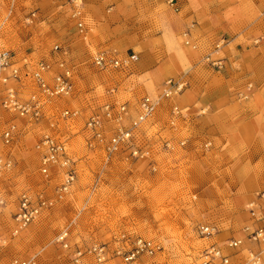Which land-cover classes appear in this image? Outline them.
Returning a JSON list of instances; mask_svg holds the SVG:
<instances>
[{"label":"rangeland","instance_id":"1","mask_svg":"<svg viewBox=\"0 0 264 264\" xmlns=\"http://www.w3.org/2000/svg\"><path fill=\"white\" fill-rule=\"evenodd\" d=\"M67 1L0 0V48L10 51L20 64L24 59L32 65L59 59L72 69L73 83L72 94L50 101L37 122L0 109V135L8 124L16 127L12 144L7 148L0 145V156L11 161V168L0 174V264H8L14 258L31 260L34 264H74L76 252H84L93 245L111 249L123 234L153 240L163 247V253L155 258H141L130 264H197L206 246L212 243L221 246L228 239L242 240L240 252L233 256L232 263L246 264L247 250L255 247L243 240L242 231L251 224L250 205H258L257 196L264 191V182L252 181V189L244 190L249 182L236 178L242 166L234 172L236 164L232 163L242 159L243 149L221 147L219 140H214L207 150L215 152L201 149L200 144L208 140L195 127L202 124L198 119L210 117L212 110L202 104L188 105L191 102L186 101V94L195 84L201 90L208 76L205 69L219 72L224 68L221 62L226 56L222 52L227 46H264V0H194L193 6H207L209 13L201 17L205 36L193 31L191 45L184 42L186 27L180 25L176 29L175 25H169L164 8L145 0H111L113 5L123 3V7L109 11V16L104 14L103 19L94 18L85 8L84 24L87 23L93 35L85 42L80 41ZM198 13L189 11L188 25L195 24ZM215 16L219 23H212ZM234 17H242V24L234 22ZM100 22L106 23V33L98 28ZM227 26L228 32L222 29ZM118 28L121 33L116 34ZM104 34L112 42L104 44ZM238 37L240 41L233 42ZM155 38L162 39L156 42L158 46L165 45L171 59L178 61V68L170 67L169 71H174L163 84L170 79L185 83V89L171 99L160 98L163 84L155 92L151 89L145 94H124L117 86L120 74H100L91 65L89 54L97 52L96 46H113L112 49L124 54L127 50L136 52L138 46L153 45ZM54 46H59L62 52L55 54ZM203 46H207L208 52L190 67L188 62L192 57L187 52L194 53ZM84 49L88 50L83 53ZM212 55H218L213 57L217 59ZM206 57L208 62L204 61ZM229 59L233 61L231 55ZM214 61L221 63L220 69L211 66ZM132 71V74L124 72L121 77L136 76L137 72ZM251 71L255 81L249 86V94L264 93V64ZM55 73L54 70L51 76ZM215 80L220 91L234 93L241 89L231 81ZM24 84L21 100L35 93L30 82L24 80ZM112 89L115 94L110 97L108 93ZM145 96L159 99L153 117L137 132L138 147L150 152L147 159H133L127 153L106 158L101 150L86 146L85 123L92 115L100 114L108 99L127 105L128 117L123 126L128 128L136 116L137 102ZM173 107L182 113L175 120ZM64 111L76 112V117L62 120L60 114ZM191 120L195 122L191 124ZM45 135L57 136L66 144L74 180L62 201L13 235L20 196L42 194L52 199L63 182L62 171L52 170L48 177L39 172L35 146ZM180 141H185L184 147L177 146ZM164 142H170L174 150L165 152ZM202 225L216 228V235L209 240L201 239L195 229ZM64 230L70 237L67 249L55 243L57 235ZM79 264L98 263L85 254ZM102 264L125 263L109 258Z\"/></svg>","mask_w":264,"mask_h":264},{"label":"built area","instance_id":"2","mask_svg":"<svg viewBox=\"0 0 264 264\" xmlns=\"http://www.w3.org/2000/svg\"><path fill=\"white\" fill-rule=\"evenodd\" d=\"M150 4L161 5L174 13L179 12L177 0H145ZM12 2L10 5H12ZM70 7V19L75 21L78 31L83 30L81 22L82 0H68ZM185 45H191L188 33L184 34ZM53 52L61 53L59 46L53 47ZM209 61V57L204 59ZM137 62L134 55L120 56L117 53H98L93 56L91 65L98 72H129ZM211 66L221 68L219 61L211 62ZM56 73L51 76L53 71ZM24 80L30 82L35 93L29 95L27 100H21L20 94L24 90ZM185 89V83L180 80H167L162 87L161 99H171L178 96ZM72 69L68 68L61 60L53 62L39 61L32 65L29 60L24 59L20 64L15 56L8 50L0 48V109L16 117L39 121L43 116L46 106L50 101L59 97H68L72 94ZM110 95L115 94V89L110 90ZM159 99L142 97L136 104V116L129 123V127L123 126L128 117V108L125 103L118 104L117 101L106 102L101 107L99 115L89 117L84 126L86 135V146L90 150H101L106 158L127 153L133 159H147L150 155L148 150L138 147V129L151 119L158 106ZM172 116L175 119L182 116L178 108H172ZM61 119L76 117V112L64 111L60 114ZM173 126V122H171ZM16 127L8 124L1 132L0 145L9 147L15 137ZM185 141H180L177 146L184 147ZM210 144H206L208 148ZM162 148L165 152H172L174 146L170 142H164ZM39 154V172L48 177L52 170L63 173V182L56 190L52 199L45 198L42 194L35 196L27 193L19 198L17 211L14 216L13 235L26 229L37 220L43 211L52 208L57 202L62 201L68 194L74 180L72 162L66 150V144L57 136L45 135L35 146ZM11 168V161L0 156V174ZM259 201H264V192L257 196ZM259 206L250 205L249 215L251 224L246 226L243 240L252 244L255 249L247 250L246 264H264V225L259 222L264 220L258 217ZM195 234L203 240H209L216 235V228L202 225L195 229ZM69 234L66 230L59 233L55 243L62 249L69 245ZM242 240L228 239L221 246L212 243L206 246L199 255L197 264H233V256H237ZM228 252H235L229 254ZM237 252V253H236ZM163 253L160 243L143 239L136 235H120L113 243L111 249L104 245H93L86 251L75 253L74 264H79L85 254L93 257L96 263L102 264L109 258L118 259L125 264L138 261L141 258L153 259ZM1 263V257H0ZM8 264H34L31 260L11 259ZM156 264V263H152Z\"/></svg>","mask_w":264,"mask_h":264},{"label":"crops","instance_id":"3","mask_svg":"<svg viewBox=\"0 0 264 264\" xmlns=\"http://www.w3.org/2000/svg\"><path fill=\"white\" fill-rule=\"evenodd\" d=\"M113 3L114 1L111 0H82L81 22L83 24V30L78 32L80 41L85 42L89 35H93L91 30L87 28V23L84 24L85 8L89 9L90 13H93L94 18L103 19L104 14L109 16V11H117L119 7H123V3L121 2L115 3L114 5ZM193 3L194 0L178 1L180 9L177 13L172 12L164 6L157 5L164 8V16L169 25H175L176 29L177 26L179 27L180 25H182V28L183 26L186 27L185 33H188L190 42L193 41V31H197V34L205 36L201 17L205 12L209 13V7L201 4L197 7L193 6ZM67 9L70 10L69 5L67 6ZM191 9L195 13L199 12V17L196 19L194 25H192V23L190 25L187 24L190 21L189 11H191ZM117 16L119 18V15L115 14V17ZM232 19H234V22H238L240 25L242 24V17H234ZM212 23H219V19L216 18V16L213 17ZM97 25L99 29H103L105 33L107 32L105 22L97 23ZM96 28L97 26L93 27V30ZM222 29L228 32L229 26ZM108 32L112 33L110 30ZM118 33H121V28L116 30V34ZM178 33L179 32L176 31V34ZM166 34L169 35V32H166ZM104 35V44L112 42L111 39L107 38L106 34ZM167 35H165L164 38L167 37ZM229 35L232 36L228 33V36ZM161 40L162 39L155 38L152 41L154 43L153 45L150 43L149 46H138L136 52L127 50L124 54H119L112 49L114 48L113 46H96L95 49L97 52L92 55L91 52L89 54L90 62L94 55L102 52H115L120 56L134 55L137 57V62L127 73L132 74V70H134L137 72L136 76L122 78L121 74H124V72L99 73L107 75L120 74L118 75V77L120 76V81L117 83V86L123 90L124 94H145L149 93L150 91L147 90L151 89L155 92L154 90L160 88L163 82L173 73L174 70L169 71L170 67L173 66L178 68V61L171 59V56L168 54L169 50L165 49V45L161 47L156 43ZM239 41L240 38L238 37L233 42ZM228 47L229 46L226 47L227 50L222 52V56H226L221 62L224 68L219 72L205 69V73L208 76L202 84L201 90L200 86L195 84V88L186 94V101L191 102L188 104L190 106L202 104L210 107L212 110L210 117L207 116L198 119L202 124H198L197 127L194 125L195 130L199 133H204L208 140L207 142L204 141L200 144V147L201 149H204V152H215L212 150L207 151L210 146L209 148L205 147L206 144L212 145L213 143L214 145V140H219L221 142V147L227 145L232 149L244 150L242 159L234 161L232 164H236V167L233 170L234 172L238 167L242 166V171L236 172V178L249 182V184H246L247 187L244 188V190H247V188L250 187L252 189V181L264 182V93H256L255 95L249 94V86L255 81L254 74H252L251 70L255 66H262V64H264V46H231V49ZM87 50L88 49H84L83 53ZM192 52H187V54L192 57L188 62L190 67H194L197 60L202 58V56L208 52L207 46L197 48L194 52L195 54ZM230 55L233 58L232 62H230L229 59ZM213 57H218V55H212V58ZM233 65H236V69ZM214 78L231 81V84H237L241 89L234 93L220 91V89L216 87L218 81ZM125 88H128L129 90H125ZM110 97L113 96L110 95ZM241 97H243L244 100H241ZM107 101L116 102L115 99H108ZM193 120H191V124L195 122ZM208 133H211V136H209ZM194 155L196 156L197 154L194 153ZM234 172L232 173L233 176ZM243 194L247 195L248 193ZM257 203L259 206L258 217L264 219V201H258ZM259 225H264V220L260 221Z\"/></svg>","mask_w":264,"mask_h":264}]
</instances>
